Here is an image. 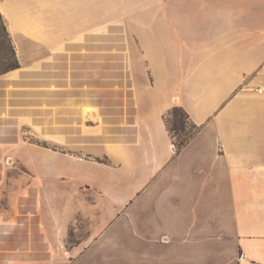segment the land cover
I'll use <instances>...</instances> for the list:
<instances>
[{"label": "crops", "instance_id": "0c3cea01", "mask_svg": "<svg viewBox=\"0 0 264 264\" xmlns=\"http://www.w3.org/2000/svg\"><path fill=\"white\" fill-rule=\"evenodd\" d=\"M0 15L20 64L0 75V159L33 173L0 186V264H264V0ZM173 107L198 127L179 152Z\"/></svg>", "mask_w": 264, "mask_h": 264}, {"label": "trees", "instance_id": "16d2710c", "mask_svg": "<svg viewBox=\"0 0 264 264\" xmlns=\"http://www.w3.org/2000/svg\"><path fill=\"white\" fill-rule=\"evenodd\" d=\"M4 32L8 46H4L2 48L0 47V68H1L0 75L20 67L19 61L17 59L9 35L6 31L5 25H4ZM7 47H8V53L6 52ZM164 120L168 134L177 152H179L190 141L194 133L198 130V127L194 125L191 121H189V117L187 113L181 107L171 108L165 115ZM188 129H193V131L195 132H191V133L189 132L185 134V131ZM179 133L180 136H178V139L179 138L180 139L177 141L175 140V136L179 135Z\"/></svg>", "mask_w": 264, "mask_h": 264}, {"label": "rangeland", "instance_id": "374dc122", "mask_svg": "<svg viewBox=\"0 0 264 264\" xmlns=\"http://www.w3.org/2000/svg\"><path fill=\"white\" fill-rule=\"evenodd\" d=\"M0 43H1L0 44L1 48L4 46H8L7 45L8 43L6 41L5 32H4V24L1 18H0ZM6 52L8 53V47H7ZM22 132H23V138L25 142L33 143V144L35 143L41 144L39 140L29 135V131H27L26 129H23ZM189 132L191 133L195 131H193V129H188L185 131V134ZM176 136H175V140L178 141L180 139V138L178 139V136H180V133L179 135H176ZM7 158H11V161L9 164L6 162ZM32 177H33V173L29 171L22 163L16 162L14 157L4 156L2 157V159H0V186L6 182L11 183V184L13 183V185L16 187L19 185H23V184L25 185L31 180ZM6 196H7V189L0 188V211L8 208L7 203H6ZM201 206L204 207L205 205L202 203ZM73 239L74 238L71 236L69 238V241H73Z\"/></svg>", "mask_w": 264, "mask_h": 264}, {"label": "bare ground", "instance_id": "6f19581e", "mask_svg": "<svg viewBox=\"0 0 264 264\" xmlns=\"http://www.w3.org/2000/svg\"><path fill=\"white\" fill-rule=\"evenodd\" d=\"M9 163H10V161H9Z\"/></svg>", "mask_w": 264, "mask_h": 264}]
</instances>
